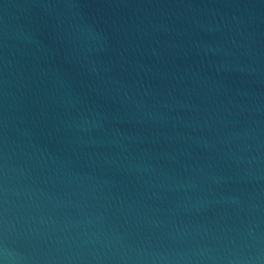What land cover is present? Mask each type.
I'll return each mask as SVG.
<instances>
[{"label":"water","instance_id":"1","mask_svg":"<svg viewBox=\"0 0 264 264\" xmlns=\"http://www.w3.org/2000/svg\"><path fill=\"white\" fill-rule=\"evenodd\" d=\"M0 260L264 264V0H0Z\"/></svg>","mask_w":264,"mask_h":264},{"label":"clouds","instance_id":"2","mask_svg":"<svg viewBox=\"0 0 264 264\" xmlns=\"http://www.w3.org/2000/svg\"><path fill=\"white\" fill-rule=\"evenodd\" d=\"M0 264H5V261H3V260H0Z\"/></svg>","mask_w":264,"mask_h":264}]
</instances>
